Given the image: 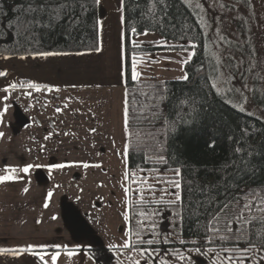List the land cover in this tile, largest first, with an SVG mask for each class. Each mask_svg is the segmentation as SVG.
Segmentation results:
<instances>
[{
  "label": "trees",
  "instance_id": "trees-1",
  "mask_svg": "<svg viewBox=\"0 0 264 264\" xmlns=\"http://www.w3.org/2000/svg\"><path fill=\"white\" fill-rule=\"evenodd\" d=\"M37 2L0 0V58L33 57L45 51L81 54L99 50L95 0H45L53 6L67 3L68 14L50 28L37 27L26 38L24 24L32 15L26 16L19 9ZM123 7L129 176L132 180L136 173L172 174L167 178L180 182L178 192L182 198V202L176 204L166 203L156 211L158 214L149 208L152 205L135 204L130 218V250L141 254L147 249L142 256L148 264H160L161 259L167 264H188L179 255L169 253L191 256L195 264H241V260L243 264H264V237L257 235L261 225L238 223L234 216L241 211L245 218L264 215L257 210L264 206L260 204V198L264 197V118L240 111L228 101L226 93L213 87L216 67L208 57L207 37L198 15L182 0H163V3L160 0H124ZM40 19L43 22L47 17ZM10 24L13 27H9ZM146 33L158 34L159 44H175L167 49L194 50L193 58L184 65L188 80L141 81L133 78L136 61L164 49L155 47V43L137 41ZM186 44L187 47L181 46ZM257 93L256 89L252 94V106L264 113V102L258 101ZM189 98L195 101L196 112L192 117L187 116L186 106L183 110L179 107L181 100ZM179 119H192L193 122L189 125L177 123L173 130L172 122ZM244 129L248 130L247 136H244ZM237 139L242 141L241 146L250 145L254 152L251 160L256 170L251 176L244 175L243 179L240 178L243 173L234 174L232 168L221 170L234 158L232 152ZM213 140L216 146L209 148L208 143ZM160 156L167 162H162ZM177 168L179 176L173 171ZM208 186H215L210 193L211 206L201 192ZM246 202L253 205L251 212L243 209ZM225 203L231 205L228 216L221 213L219 222L214 221L213 213ZM226 226L231 227L232 232L226 231ZM148 240L153 243L147 244ZM195 247H201L202 252L213 251L206 256L197 255L190 251ZM245 247L249 249L246 254L242 251ZM94 252L98 251L90 253L99 264H111Z\"/></svg>",
  "mask_w": 264,
  "mask_h": 264
},
{
  "label": "rangeland",
  "instance_id": "rangeland-1",
  "mask_svg": "<svg viewBox=\"0 0 264 264\" xmlns=\"http://www.w3.org/2000/svg\"><path fill=\"white\" fill-rule=\"evenodd\" d=\"M182 1L198 15L203 26L208 40V57L216 67V84L214 83L215 87L217 86L216 89L226 93L232 105L239 108L245 106L244 109L248 113L264 118L262 110L252 106L254 104L251 101L252 94L257 89L258 101L264 102V0ZM137 41L155 43V47L164 49L136 61L133 66V77L134 72L137 74L135 79L141 81L184 80L182 79L186 75L184 65L193 58L194 50L182 47L178 50L167 49L173 48L171 46L175 44H159L160 36L153 33H146L137 38ZM181 46L187 47V44ZM24 68L23 60L0 59V72L6 73L0 76V121H2L0 132L4 133L3 137H0V175L16 177L15 180L0 183V217L3 224L9 221L13 225V214L18 211L13 210L11 203H13V197L15 200L19 199V191H24V188H20L23 185L13 188V182L24 183L47 179L74 183L80 187L71 188L70 193L82 197H97L99 199L97 218L104 224L108 222L110 225L112 221L115 225L113 239L110 238L108 241H110L109 245H116V247L91 251H98L94 254L107 258L111 264H136L137 261L140 264H148L141 254L130 250V247H124L126 242L131 244L132 240L131 210L135 204L144 202L152 205L149 208L154 214H158L156 211L160 207L164 208L168 201L176 200V195L179 194L178 189L169 183L175 179L167 178L173 175L157 172L136 173L132 175V180L130 179L127 139H121L126 137V134L119 132L123 125L121 126L120 118L116 114L118 112L121 115L119 109H116L114 113L107 109L103 116L104 122H109L108 129H111L110 123L114 127L109 134L113 140L84 139L85 135L82 133L84 126L72 125L73 116L69 114L80 109L85 110L82 114L87 112L89 109L87 100L91 102L96 94L98 98H101L102 95L100 96L99 93L74 94L72 95L74 99L69 100H67L69 96L65 95L64 102L62 105L59 104L57 113L49 109L48 117H43L44 115L36 110V117L34 115L33 119L30 116L28 120L31 124L33 121L40 122L39 127L35 125L36 128H34L27 124L26 109L29 98L22 86L25 83ZM12 84L16 87L12 88ZM107 98L108 96L104 95L100 105L102 109L110 105L111 100ZM73 100L78 101L76 109L71 110L72 102L70 101ZM83 101L86 103H82ZM5 107H7L6 112ZM61 111L65 112L63 126L60 128L62 132L49 129L55 118L50 116L59 114ZM75 118L77 123L84 124L85 115H76ZM103 127L107 129L106 126ZM74 128L81 130L76 131ZM78 132L79 134H75ZM103 136L105 138L106 134ZM74 137L77 139L72 140ZM52 160H55V164L65 167L59 172H55L58 168L49 171ZM27 165H33V167L25 173L22 169ZM11 169L16 171L12 172ZM12 225L7 226L3 232L8 234V231L13 228ZM99 235L104 236L102 233ZM118 249H123L124 252ZM102 250H109V252H102Z\"/></svg>",
  "mask_w": 264,
  "mask_h": 264
},
{
  "label": "crops",
  "instance_id": "crops-1",
  "mask_svg": "<svg viewBox=\"0 0 264 264\" xmlns=\"http://www.w3.org/2000/svg\"><path fill=\"white\" fill-rule=\"evenodd\" d=\"M123 6L124 0H100L98 4L99 50L97 52L61 54L47 58L41 56L0 58L25 61V78L23 79L25 83L22 86L30 101L27 102L26 109L27 124L29 123L34 128L39 127L40 122L33 121L31 124L30 116L34 119V115L35 117L37 115L36 110L41 112L43 117H48L49 109L57 113L59 104L62 105L64 102L65 95L69 96L67 98L69 100L74 99L72 97L74 94L95 92L102 95L101 98H98L96 94L91 102L87 100L89 108L87 112L82 114L84 109L75 112L77 116L85 115L84 124L77 123L75 113L69 112V115L73 116L72 125L84 126L82 133L86 140H113L109 134L112 133L114 127L110 123L111 129H108L109 122L105 123L103 116L107 109L112 113L119 109L121 115L118 112L116 114L120 118L121 126L123 125L119 132L126 134V137L121 139H128ZM30 83L38 85L39 90L29 88ZM104 95H107V99L111 102L109 106L102 109L100 105L104 100ZM77 101H70L72 102L71 110L76 109ZM64 113L61 111L59 114L50 116V118H55L49 129L62 132L60 128L63 126ZM74 129L81 130L80 128ZM104 134H106L105 138ZM74 139L77 138H72ZM50 163L49 171L56 168L53 165H59L55 164V160ZM64 167L58 168L55 172H59ZM17 185H23L20 188H27L28 191H19V199L15 200L13 197L11 205L14 211L15 209L18 211L13 214V225L9 221L4 225L0 217V249L13 250L10 253L0 252V264H99L90 251L98 248L114 249L113 245H109L108 240L113 239L115 225L112 221L110 225L108 222L104 224L97 218L99 210L97 197L72 195L69 190L78 189L80 186L57 180L13 182V188H18ZM49 192L52 193L50 198L48 197ZM87 205L90 206L87 207ZM11 225L13 228L8 231V234L3 232L7 226ZM99 233L104 236L101 237Z\"/></svg>",
  "mask_w": 264,
  "mask_h": 264
},
{
  "label": "snow or ice",
  "instance_id": "snow-or-ice-1",
  "mask_svg": "<svg viewBox=\"0 0 264 264\" xmlns=\"http://www.w3.org/2000/svg\"><path fill=\"white\" fill-rule=\"evenodd\" d=\"M100 0H95V3L99 4ZM161 3H163V0H160ZM68 4L67 3H59L58 6H53L50 3L45 2V0H38V2L33 5V4H29V6L27 8H20L19 11L23 12L26 16L27 15H32V19L30 21H25L24 24V33H25V37L27 38L28 35L31 34V32L36 29L37 27H41V28H50L53 26L54 22H58L64 15H67L68 13L66 12V9L68 8ZM47 17L46 21L41 22V17ZM9 27H13V25H9ZM135 31V29L133 30ZM67 55V53H58V52H37L36 55L41 56V57H49V56H56V55ZM7 58V57H5ZM23 58V57H22ZM6 75L5 72H0V76H4ZM136 73L134 72V77H136ZM182 79L184 80H188V76L185 75L184 77H182ZM12 88H15L16 85L12 84L11 85ZM29 88H36L37 90H39V86L36 84H28ZM213 87H215V85H213ZM246 87V85H245ZM219 91V89H218ZM5 99H7V97H5ZM247 98L245 97V100ZM188 108V112H187V116L188 117H192L193 112H196V108H195V101L194 98H189L188 100H181L179 107L183 110L184 107ZM245 109L243 107L240 108V111H244ZM4 111H7V107H5ZM194 119V117H193ZM193 122L192 119H179L177 121H173L172 122V128L173 130H175V125L177 123H183L185 125H189ZM0 123H2V121H0ZM244 136H247L248 130L244 129ZM4 133L0 132V137H3ZM229 139H232V137L230 136ZM242 141L240 139H237L236 141V146H234L233 148V159H231L229 162H226L223 166H222V171H226L228 168H232L234 169V174L239 175L240 173H243V175H241V179H243L244 175L247 176H251L254 172H255V165L253 164L251 158L254 155V152L250 150L251 146L250 145H244L241 146ZM216 144L215 141H210L208 143V147L209 148H215ZM255 155H260L259 153H255ZM162 162L166 163V159L163 156H160L159 158ZM33 165H27L26 167H24L22 169L23 172L27 173L29 171L30 168H32ZM36 167H40L39 165H36ZM53 167L56 168H60V167H64V165H53ZM6 171H8L6 169ZM12 172H15V169H11ZM175 172V174L177 176L180 175V169H174L173 170ZM16 177L12 176V175H0V183H4L6 181H12L15 180ZM169 183L172 184L173 187L180 189L181 188V184L179 181H170ZM215 186H208L205 188L201 189V192L206 196L207 198V202L209 203V206H211V204L213 203V197L210 194L211 193V189L214 188ZM25 192L28 191L27 188L24 189ZM52 196V193L49 192L48 193V197L50 198ZM177 202H182V198L179 194L176 195V200L172 201H168V203L170 204H176ZM260 204L264 205V197L260 198ZM45 207H47V204H45ZM201 207H203V203H201ZM252 207L253 205L251 203H244L243 205V209H246L248 212L252 211ZM260 213H264V206L258 207L257 209ZM231 211V205L228 203H225L223 205H221L219 207V210L215 213H213L212 215V219L214 221L219 222V220L222 218L221 217V213H223V216L226 217L228 216V213ZM179 215V214H178ZM235 219L238 223L243 222V224L245 225H253V227H255V224H259L261 225V231L257 233V235H260L261 237H264V215H252L248 218H245L243 215V211H241L239 214H234ZM255 222V223H254ZM153 227H155V225H153ZM215 231H220V229L218 228H214ZM226 231L228 232H232L231 227H227L225 228ZM245 233L247 232V229L244 230ZM242 237H237V239H240ZM223 239V237H222ZM211 243V241H209ZM262 242H264V240H262ZM147 244H152L153 241L152 240H148L146 241ZM131 244L130 242H126L124 247H130ZM112 247H116V245H113ZM13 250L11 249H0V252L3 253H10ZM147 249H144L141 251V255H144L145 253H147ZM190 251H194L197 255H203L206 256L208 254V252L213 251L212 249H207V251H203L201 247H195L194 249H191ZM245 254L249 251V249L247 247H245L242 250ZM170 255H179V258L181 260H187L188 264H195V261H193L191 259V256L185 257L184 255H181L179 253H169ZM41 260H43V256L40 257ZM55 259V257L53 256V260ZM229 260H231V257H228ZM264 259V258H262ZM136 264H140L139 261L136 262ZM160 264H167V261L161 259L160 260ZM241 264H243V260H241Z\"/></svg>",
  "mask_w": 264,
  "mask_h": 264
}]
</instances>
